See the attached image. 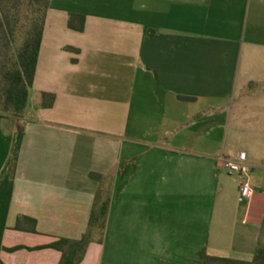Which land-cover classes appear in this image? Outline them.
I'll list each match as a JSON object with an SVG mask.
<instances>
[{
  "label": "crops",
  "instance_id": "crops-1",
  "mask_svg": "<svg viewBox=\"0 0 264 264\" xmlns=\"http://www.w3.org/2000/svg\"><path fill=\"white\" fill-rule=\"evenodd\" d=\"M263 94L264 0H50L33 103L20 119L0 112L9 146L25 130L8 184L0 167V263L59 264L37 247L80 238L104 188L105 234L80 264H204L233 183L223 171L246 152L229 153L232 124ZM21 215L37 232L15 228Z\"/></svg>",
  "mask_w": 264,
  "mask_h": 264
},
{
  "label": "trees",
  "instance_id": "trees-1",
  "mask_svg": "<svg viewBox=\"0 0 264 264\" xmlns=\"http://www.w3.org/2000/svg\"><path fill=\"white\" fill-rule=\"evenodd\" d=\"M49 7L50 0H0V112L17 119L25 116L29 104ZM85 20L84 14L71 13L68 25L72 29L83 31ZM67 49L79 51L73 47ZM43 98V106H53L56 95L43 93ZM24 135V126L20 125L16 137L17 151L20 150ZM91 176L100 179L98 173L93 172ZM110 206V195L104 188H100L93 203L88 230L80 238L59 237L37 248L59 250V264H80L93 241L94 232L98 231L100 239L103 238ZM15 228L37 232V220L21 215ZM20 248L22 246L8 250L15 251ZM199 255L204 264H264V243L257 248L251 260L212 254L207 248L201 250Z\"/></svg>",
  "mask_w": 264,
  "mask_h": 264
},
{
  "label": "rangeland",
  "instance_id": "rangeland-1",
  "mask_svg": "<svg viewBox=\"0 0 264 264\" xmlns=\"http://www.w3.org/2000/svg\"><path fill=\"white\" fill-rule=\"evenodd\" d=\"M33 97L30 98V104ZM247 120L235 119L232 124L233 138L228 141V150L232 157L240 149L249 154L248 163L251 165L249 175L253 192L259 195L248 217V210L252 201L246 198L244 188L237 173L228 174L233 181L232 187L221 189L219 194L215 222L209 242V252L231 258L251 260L257 248L264 243V94L255 99ZM18 125V124H17ZM23 124L18 125L19 126ZM18 133V132H17ZM17 137V135H16ZM16 137L3 138L0 133V167L6 162L2 180L8 184L11 168L15 167L19 151L16 149ZM17 157V158H16ZM251 162V163H250ZM9 213L7 204H0V219ZM14 214L12 213V220ZM17 222V220H14Z\"/></svg>",
  "mask_w": 264,
  "mask_h": 264
},
{
  "label": "built area",
  "instance_id": "built-area-1",
  "mask_svg": "<svg viewBox=\"0 0 264 264\" xmlns=\"http://www.w3.org/2000/svg\"><path fill=\"white\" fill-rule=\"evenodd\" d=\"M227 167L231 173L238 174L246 198L249 202L252 201L254 192L249 180L252 168L247 161V153L245 151L239 152L235 159L227 162Z\"/></svg>",
  "mask_w": 264,
  "mask_h": 264
}]
</instances>
